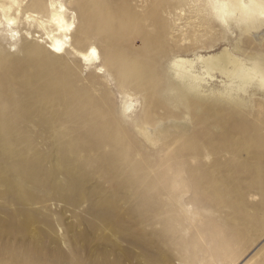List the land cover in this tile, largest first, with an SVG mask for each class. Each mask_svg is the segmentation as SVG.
<instances>
[{"label": "rangeland", "instance_id": "1", "mask_svg": "<svg viewBox=\"0 0 264 264\" xmlns=\"http://www.w3.org/2000/svg\"><path fill=\"white\" fill-rule=\"evenodd\" d=\"M229 4L0 0V264H264V12Z\"/></svg>", "mask_w": 264, "mask_h": 264}, {"label": "bare ground", "instance_id": "2", "mask_svg": "<svg viewBox=\"0 0 264 264\" xmlns=\"http://www.w3.org/2000/svg\"><path fill=\"white\" fill-rule=\"evenodd\" d=\"M212 1L215 5V8L218 9L220 12H224L226 14L232 13L230 12V9H227V4L231 2V4H233L232 8L239 7L238 9L242 10V14L248 17L249 20L250 19L253 20L254 23L259 24L263 20L261 19V15H263L262 13L264 12V0H224L222 2H220V0H212ZM232 8H231V11L236 10ZM59 23H61V21H59ZM61 28H64V27L61 25ZM254 28H251L248 30H253ZM63 45L64 44L58 40L54 44H52L51 50L54 52H59L62 49ZM92 53L95 54L97 52L93 50Z\"/></svg>", "mask_w": 264, "mask_h": 264}]
</instances>
